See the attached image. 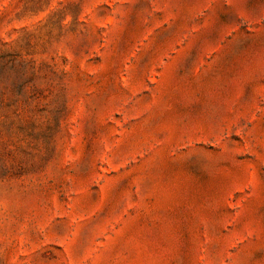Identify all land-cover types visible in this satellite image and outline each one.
<instances>
[{"label": "rangeland", "instance_id": "rangeland-1", "mask_svg": "<svg viewBox=\"0 0 264 264\" xmlns=\"http://www.w3.org/2000/svg\"><path fill=\"white\" fill-rule=\"evenodd\" d=\"M0 264H264V0H0Z\"/></svg>", "mask_w": 264, "mask_h": 264}]
</instances>
